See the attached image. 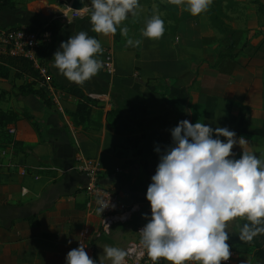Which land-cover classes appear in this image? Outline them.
<instances>
[{
    "label": "crops",
    "instance_id": "1",
    "mask_svg": "<svg viewBox=\"0 0 264 264\" xmlns=\"http://www.w3.org/2000/svg\"><path fill=\"white\" fill-rule=\"evenodd\" d=\"M72 1L16 0L15 8L0 11V28L4 29H35L47 19L59 21L57 49L79 31L97 38L103 48L97 54L103 67L82 85L69 81L54 61L49 67L57 85L79 86L99 98L92 113V120L101 124L99 130L93 125L85 130L72 122L66 112L76 111L78 99L63 91L51 111L33 95L20 96L21 108L40 122V132L31 122L18 121L14 138L19 146L0 168V264H65L67 252L81 243L97 264L99 260L112 264L103 248L125 250L138 238L134 223L140 215L132 222L115 223L108 235L98 234L100 216L90 206L87 179L75 166L78 155L100 164L101 183L118 193V208L150 203L146 191L159 162L155 148L163 151L171 144L169 130L182 119L212 128L228 127L247 141L233 146L235 158L247 151L264 159V11L259 12L253 0H234L244 6L241 20L227 11L230 21L226 23L236 35L233 59L220 58L223 35L204 15L181 21L175 33H165L171 25L167 21L162 36L148 38L142 30L151 7L144 14L139 8L135 17L129 14L117 26L115 34L104 35L92 31L85 9L79 18H59L61 6ZM260 1L264 7V0ZM85 2L90 5V0ZM125 25L127 37L120 33ZM128 38L141 43L129 46ZM109 54L112 72L104 66ZM161 81H173L169 102L159 91ZM115 109L124 114L116 128L107 120ZM129 128L136 132L123 134ZM245 222L243 217L228 222L231 255L221 264H264L247 251L264 249V234L252 241L239 239Z\"/></svg>",
    "mask_w": 264,
    "mask_h": 264
},
{
    "label": "clouds",
    "instance_id": "2",
    "mask_svg": "<svg viewBox=\"0 0 264 264\" xmlns=\"http://www.w3.org/2000/svg\"><path fill=\"white\" fill-rule=\"evenodd\" d=\"M169 2L183 5L193 16L207 11L212 4V0ZM140 7L139 0H90V5L84 3L83 8L90 13L92 31L109 35L117 32V26L129 14L135 17ZM164 31L163 19L153 14L146 20L142 35L159 38ZM120 33L127 37L126 25L120 27ZM140 43L127 39L129 46ZM102 52L97 38L79 31L61 41L53 54L54 65L69 81L82 85L103 67V61L97 58ZM169 131L171 144L163 151L159 146L155 148L159 162L146 191L151 214H144L147 222L138 231L139 244L153 264L160 258L171 264H221L231 255L228 222L237 217L248 221L240 227L242 241L264 234V159L247 151L235 158L233 146L247 141L228 127L212 128L204 122L182 119ZM96 204L101 214L110 206V196L97 193ZM135 251V246L127 250L108 245L103 248L112 264H125L126 256ZM65 264L97 261L90 258L81 243L67 252Z\"/></svg>",
    "mask_w": 264,
    "mask_h": 264
},
{
    "label": "trees",
    "instance_id": "3",
    "mask_svg": "<svg viewBox=\"0 0 264 264\" xmlns=\"http://www.w3.org/2000/svg\"><path fill=\"white\" fill-rule=\"evenodd\" d=\"M226 3V7L221 8V12L224 9V12L230 10L233 7H240L241 4L235 2L234 0H226L222 1H213L214 9L210 12H202L196 16L191 15L189 12L178 15V9L176 10V5L172 4L167 0L166 4L162 7V10L168 12L169 16L164 18L163 21L166 23L167 21H171V25L169 29L165 33H175L177 25L186 19L194 18L199 15H204L208 18L210 25L216 29L220 34L226 36L229 33H232L230 27L226 23V19L228 16L225 14L220 17L218 14V10H215L219 4L223 5ZM253 3L257 6L259 12L264 11V7L260 0H253ZM16 7V0H0V11L6 9H13ZM244 9V6H242ZM152 10L149 8L148 10V18L151 17ZM61 24L59 21H53L51 19H47L45 23L38 28L32 29L35 32H50L51 37L49 40H43L38 46V65L40 68H45L50 74V64L54 61L53 54L57 50L56 45L58 42L59 33L61 31ZM234 44H229L228 47L222 49L220 51V58L231 57L235 58L236 55L231 53ZM12 72H14V78H22L26 77L28 79L27 84H22L19 87L22 96L33 95L37 97L43 104V107L46 111L54 110L55 106L54 102L49 97L48 92L39 86V84L43 81L42 76L40 74L39 68L36 67L34 62L24 59V58H12V57H0V79L8 80L11 77ZM54 86L57 90L63 91L70 96H73L78 99L77 109L75 112H66L68 117L71 118L72 122L76 126H83L85 130H87L88 126L93 125L95 130H99L101 128V124L95 123L92 120V113L95 107L99 106L100 100L94 98L87 94L81 87L79 86H59L56 84L55 80L50 76ZM161 86L159 91L167 97L168 102L170 101L168 88L173 84V81L164 82L161 81ZM124 114L122 110L115 109L110 111L107 116V120L110 125L116 128V122L123 118ZM27 120L32 123V125L36 128L38 132H40V122L33 115L23 112L19 114L15 111H3L0 109V149L8 148L12 143H14V152L19 146V143L15 140L13 136L8 133V130L12 127H15L18 121ZM117 130V129H116ZM136 132L133 128L127 129L123 134H132ZM146 137L145 131H143L142 138ZM120 152H118V156H120ZM247 251L252 253L256 258L264 261V249L258 247L248 248Z\"/></svg>",
    "mask_w": 264,
    "mask_h": 264
},
{
    "label": "built area",
    "instance_id": "4",
    "mask_svg": "<svg viewBox=\"0 0 264 264\" xmlns=\"http://www.w3.org/2000/svg\"><path fill=\"white\" fill-rule=\"evenodd\" d=\"M83 14L82 11L74 12L72 18H79ZM66 12H63L59 18L66 19ZM51 37L50 32H35L28 28H0V57H12V58H24L34 62L37 68L40 70L43 81L39 84L41 88H44L51 100L55 105H58L61 100V91L57 90L45 68H40L38 65V46L43 40H49ZM104 66L108 72L113 71V56L109 54L105 61ZM99 99V98H97ZM11 136H15L16 130L14 127L8 130ZM14 153V143H12L6 149H0V168L4 166L5 160L8 159ZM77 170L87 179L85 186L86 193L89 197L90 206L97 211L98 205L96 204L97 193L107 198L110 196V206L106 208L100 216V229L98 234L108 235L111 227L115 223L132 222L136 216L143 213V209L148 207L147 214L150 217V203L136 202L131 206L118 208V193L112 189L104 187L101 183V175L103 172L102 167L98 162L92 159L84 158L78 155L75 159ZM119 173V171H117ZM147 222V221H146ZM145 223L141 224L137 228L138 238L130 242L125 250L135 246L136 251L130 253L125 258V264H153L151 258L147 255L145 249L140 246V233L138 232ZM143 253V255H140ZM156 264H166L164 258H160ZM185 264H200L198 261H186Z\"/></svg>",
    "mask_w": 264,
    "mask_h": 264
},
{
    "label": "rangeland",
    "instance_id": "5",
    "mask_svg": "<svg viewBox=\"0 0 264 264\" xmlns=\"http://www.w3.org/2000/svg\"><path fill=\"white\" fill-rule=\"evenodd\" d=\"M140 9L141 11H143V14L147 12V9L149 7H151L153 14L159 15L161 17V19L167 18L169 15L168 12H165L162 10V6L164 4H166L167 0H140ZM213 1H226V0H212V4L210 5V7L208 8L207 11L205 12H210L212 9H214L213 6ZM176 10L178 9V15H182L185 13H188V11L185 10V7L183 5H176ZM226 7V3H224L223 5H218L217 7H215V10H218V14L221 17L222 16V12L223 15L225 14L226 16H228L226 21H230L228 19H230L228 12H231L232 14H236L238 15V19L241 20L244 15V11L242 8V5L240 7H233L230 10H227L224 12H221V8ZM204 12V13H205ZM207 18V17H206ZM208 19V18H207ZM236 39V35L235 33H229L226 36L221 38V50L228 47L229 44L232 43V40ZM28 79H26V77H22V78H18L15 79L14 78V72H12L10 79L8 80H3L0 79V109L5 111H15L16 109H20L23 112L25 111L22 107V100L20 98V96H22V93L19 90V87L22 84H27ZM147 208V207H146ZM148 209V208H147ZM144 214H147L146 210L139 216L136 218L134 226L138 228V226H140L143 223H146L147 219L145 217ZM137 231V229H136Z\"/></svg>",
    "mask_w": 264,
    "mask_h": 264
},
{
    "label": "water",
    "instance_id": "6",
    "mask_svg": "<svg viewBox=\"0 0 264 264\" xmlns=\"http://www.w3.org/2000/svg\"><path fill=\"white\" fill-rule=\"evenodd\" d=\"M84 3H88L85 2V0H73L71 4L67 5V4H63L61 6V11L66 12V18L67 19H71L74 12L76 11H82L84 10ZM89 4V3H88Z\"/></svg>",
    "mask_w": 264,
    "mask_h": 264
}]
</instances>
